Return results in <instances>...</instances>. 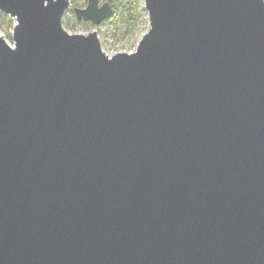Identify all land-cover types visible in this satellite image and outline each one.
I'll list each match as a JSON object with an SVG mask.
<instances>
[{"label": "water", "instance_id": "1", "mask_svg": "<svg viewBox=\"0 0 264 264\" xmlns=\"http://www.w3.org/2000/svg\"><path fill=\"white\" fill-rule=\"evenodd\" d=\"M143 1L0 0V264H264V0Z\"/></svg>", "mask_w": 264, "mask_h": 264}, {"label": "rangeland", "instance_id": "2", "mask_svg": "<svg viewBox=\"0 0 264 264\" xmlns=\"http://www.w3.org/2000/svg\"><path fill=\"white\" fill-rule=\"evenodd\" d=\"M132 0H112V6L117 10V16L123 15L116 25L112 23H102L93 26L90 23L77 22L72 14V4L77 8H84L87 0H69L70 9L66 11L62 18L63 29L70 34L87 35L91 31L97 33L102 51L109 57L117 53H131L136 50L137 43L141 37L148 32L149 20L144 9L143 0H133L138 12L136 25L130 28V18L127 9ZM102 4V2L100 3ZM114 16V15H113ZM15 21L9 16L0 13V35L13 46L12 31Z\"/></svg>", "mask_w": 264, "mask_h": 264}, {"label": "trees", "instance_id": "3", "mask_svg": "<svg viewBox=\"0 0 264 264\" xmlns=\"http://www.w3.org/2000/svg\"><path fill=\"white\" fill-rule=\"evenodd\" d=\"M99 2L101 3H105V2H107V3H109L111 6H112V0H99ZM75 5H73L72 4V14H74V12H73V9L74 8H77V7H74ZM112 8H113V10H114V16L111 18V19H109V20H107V21H105L104 23H112V24H115L116 25V23L120 20V19H123L124 20V17H123V15H120L119 17L117 16V10H116V8L115 7H113L112 6ZM127 11H128V15H129V18H130V28H133L135 25H136V20H137V15H138V12H137V10H136V6H135V2L132 0L131 1V3H130V5H129V8L127 9ZM103 23V24H104Z\"/></svg>", "mask_w": 264, "mask_h": 264}]
</instances>
